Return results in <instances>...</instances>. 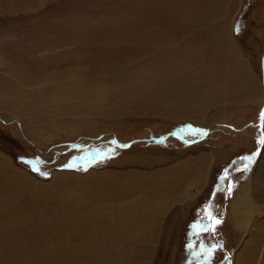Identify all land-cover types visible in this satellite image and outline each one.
<instances>
[{
	"label": "rangeland",
	"instance_id": "rangeland-1",
	"mask_svg": "<svg viewBox=\"0 0 264 264\" xmlns=\"http://www.w3.org/2000/svg\"><path fill=\"white\" fill-rule=\"evenodd\" d=\"M156 3L0 0V264H233L260 231L232 204L264 169V0H220L170 41ZM181 43L190 61L165 57Z\"/></svg>",
	"mask_w": 264,
	"mask_h": 264
},
{
	"label": "bare ground",
	"instance_id": "bare-ground-1",
	"mask_svg": "<svg viewBox=\"0 0 264 264\" xmlns=\"http://www.w3.org/2000/svg\"><path fill=\"white\" fill-rule=\"evenodd\" d=\"M156 1L157 3L154 4V9H150V14L156 17L157 19H159V21L161 22L163 26V31L157 36V39L159 41H163L165 39H168L167 41H170L169 39H174V40L177 39L176 37L177 34L181 33L184 30V28H186L187 24L191 25L195 17L198 14H200L203 11L210 12L213 9V7H219V4H220V0H183V1L182 0H156ZM222 24H225V21ZM193 46L194 45H192V47ZM192 54L193 53L191 52V49H188L187 44H184V46L182 47V43H181L180 45L176 46L173 49V52L171 54L165 53L164 55L165 57L169 56L172 60H174L177 63L183 64L187 61H190L191 56H193ZM261 158L262 156L258 158L257 160L258 163L260 162ZM260 165L262 166V164ZM260 165H258L257 172L254 174L255 182H254V188L252 189V192L251 190L246 191L244 197L241 198L240 201L237 200L238 202H234L232 204L233 211L236 214L237 213L239 214L242 212V209L238 207L240 206L239 203L241 204L243 203L244 206L246 207L247 206L249 207L252 204L253 206L249 208L250 217L248 218V222L254 221V224L260 228V231L251 233L248 243L242 242V244L238 247V249H240V252L237 254V251H236L233 264H248V262L252 258H255L257 255H260L261 263L264 264V246H263V242H264L263 240V237H264V169L263 168L261 169ZM183 172L185 173V171ZM173 185L175 184L169 183V185H165V184L162 185L161 186L162 188L160 189V193L165 194L166 192H168V194H171L172 193L171 190L173 191V189L176 188L175 186L173 188ZM147 186L148 184H146V187ZM165 198H168L167 195L165 196ZM163 202L164 200L160 201V204ZM132 204H133L132 202L129 203V205H132ZM236 206L238 207L237 209H236ZM257 210L261 211V214L258 216H256ZM129 213H133V212H128V214ZM78 217L80 219L79 221H82V222L87 221V220H83L87 218L84 215H79ZM238 221H241V218H239Z\"/></svg>",
	"mask_w": 264,
	"mask_h": 264
},
{
	"label": "snow or ice",
	"instance_id": "snow-or-ice-1",
	"mask_svg": "<svg viewBox=\"0 0 264 264\" xmlns=\"http://www.w3.org/2000/svg\"><path fill=\"white\" fill-rule=\"evenodd\" d=\"M236 31H239V25L236 26ZM259 120H260V124H259V128L262 130L261 133H258L257 135V144L259 146H264V110H261L260 116H259ZM191 129V132L193 134H206V132L204 130L201 129H193L191 128V126H188ZM157 142H163V138H161L160 141ZM113 144H116V141H112ZM129 145H119V147H128ZM96 154V156L100 157L101 160H103L104 158H112L115 155V149L113 148H108L104 151H101L99 149H95L93 150ZM86 155H89L88 153H86ZM85 157L81 156V157H73V159L71 161H69V163L65 164L64 167L66 168H73L76 165V161L77 160H83ZM242 160H251V157H242ZM91 163V161H89ZM235 163V161L233 162ZM245 169H247V164L245 165ZM83 170H87V166H84ZM33 171H37V169L35 168V166L33 165ZM41 175H47V173H41ZM228 176V170H225V176L224 179H227ZM230 191V189H229ZM211 208V205L208 206V208L204 209V218L208 220L207 224H202L201 227L203 228L204 231H207L208 233H210L211 235L215 236L216 235V226L218 224L221 223V220L219 218H217L212 212L209 211V209ZM188 247H191V245L189 244ZM223 245L222 243L213 245L212 248L207 249L206 251L208 252L209 255H211V253H213L214 251H216L218 248H222Z\"/></svg>",
	"mask_w": 264,
	"mask_h": 264
}]
</instances>
